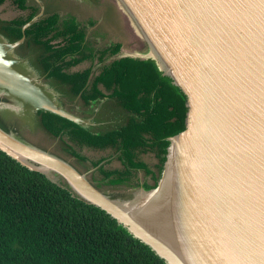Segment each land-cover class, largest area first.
<instances>
[{
	"label": "water",
	"instance_id": "95a60500",
	"mask_svg": "<svg viewBox=\"0 0 264 264\" xmlns=\"http://www.w3.org/2000/svg\"><path fill=\"white\" fill-rule=\"evenodd\" d=\"M0 151L166 264H264V0H0Z\"/></svg>",
	"mask_w": 264,
	"mask_h": 264
},
{
	"label": "trees",
	"instance_id": "16d2710c",
	"mask_svg": "<svg viewBox=\"0 0 264 264\" xmlns=\"http://www.w3.org/2000/svg\"><path fill=\"white\" fill-rule=\"evenodd\" d=\"M0 264H166L105 211L0 151Z\"/></svg>",
	"mask_w": 264,
	"mask_h": 264
}]
</instances>
